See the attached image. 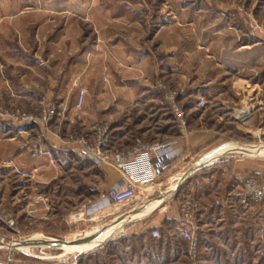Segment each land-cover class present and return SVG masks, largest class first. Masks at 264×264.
<instances>
[{"label":"rangeland","instance_id":"rangeland-1","mask_svg":"<svg viewBox=\"0 0 264 264\" xmlns=\"http://www.w3.org/2000/svg\"><path fill=\"white\" fill-rule=\"evenodd\" d=\"M45 1L0 0L19 3L15 12L26 15ZM80 1L84 7L86 35L93 28L91 17L98 21H122L131 29L133 42L138 46L140 40L142 46L152 52V67L159 63L160 70L166 69L164 61L167 59L169 74L164 70L162 76L151 73L147 79L135 80L132 84H103L100 95L96 86L101 84H89L87 92L85 84H79L75 78L72 85L77 90L78 87L86 90L80 120L84 118L88 128L83 129L80 123V133L71 132L65 138L61 108L46 97L48 84L36 85L39 101L36 104H13L7 94L11 93L12 84L1 87L0 111L19 110L39 115L46 106H54L53 118L47 124L38 123L41 129L36 140L44 141L51 134L64 145L52 147L53 163L60 174L54 177L50 192L47 190L46 205L43 186L34 188L29 176L14 181L11 172L5 178L0 172V241L3 245L0 256L3 259L11 256L7 264H264V211L261 207L245 211L235 201L223 207L214 205L230 189L239 188L245 177L254 174L264 177V151L256 152L258 146L264 147V84L251 82L259 67L257 60L264 59V10L253 7L252 0ZM37 12L61 14L59 10L38 9ZM248 18L256 21L258 29L249 27ZM122 36L128 38V32L125 30ZM242 44H253L245 49L249 50L245 62L239 61L236 53ZM163 51L170 55L164 56ZM242 64H245L244 69ZM2 73L11 83L12 69ZM247 76L251 79H246ZM120 80L118 78L122 83ZM159 82L183 90L177 97L187 113L183 131L165 98L166 88ZM69 95L70 90H67L64 96L68 104ZM201 98L205 106L196 107ZM189 107L193 108L191 112ZM242 107L250 108V116L245 121L235 118L236 110ZM200 113L201 120L215 122L224 133L213 147L189 160L193 165L189 162L187 166L213 158L209 163L191 172L179 185L180 174L162 176L141 187L132 200L89 213L88 205L97 197V189L107 188L104 174L99 166L77 156L71 139L92 138L98 125H106L110 132V149L127 151L137 139L144 143L173 140L196 126L194 121L190 122L191 116ZM0 120L23 126L1 116ZM41 133L45 137L39 138ZM215 151L221 154L212 157ZM237 172L241 178L235 177ZM184 198L196 201L200 207L196 258L189 255L187 242L174 230L177 206ZM154 200L161 202L143 215L147 207H153ZM115 226L119 228L102 235ZM152 228L158 229V237H151ZM39 234L40 238L34 239L33 236ZM89 236L92 238L86 242L95 241L92 246L81 251H65L66 245L75 244L68 242ZM50 239L59 242H45ZM15 242L31 245L20 249ZM11 243L12 255L6 248L11 249Z\"/></svg>","mask_w":264,"mask_h":264},{"label":"crops","instance_id":"crops-1","mask_svg":"<svg viewBox=\"0 0 264 264\" xmlns=\"http://www.w3.org/2000/svg\"><path fill=\"white\" fill-rule=\"evenodd\" d=\"M251 2L259 11L264 10V0ZM19 5L17 2H0V89L4 84H12L11 93L7 92L8 100L19 105L36 104L39 102L36 85L48 84L46 88L49 93L46 97L56 101L61 108L60 117L65 127V133H62L64 138L71 132L80 133V123L83 129L88 128L85 119L80 120V108L74 106L77 87L72 85V81L75 78H78L79 84H85L87 92L90 90L89 84H101L96 86V89H99L97 94L100 95L104 90L103 84H132L135 80L147 79L151 73L155 76L161 75L164 70L165 74H169L167 59L164 61L166 69L160 70L159 63L154 64L153 68L150 61L152 52L143 47L140 40L138 46L133 42L129 32L131 29L122 21H98L91 17L93 28L91 33L86 35V22L82 16L84 7L80 0H47L44 4L38 3V6H34L36 10L27 15L15 12ZM38 9L59 10L61 14L42 15L37 12ZM125 30L128 32V38L122 36ZM251 45L242 44L237 48L239 61L245 62L246 54L249 53V50L245 49H249ZM163 55L170 53L163 51ZM256 65L259 67L254 72L255 78L247 76L246 79H251L252 84H264V59L257 60ZM240 66L239 64L238 67ZM242 67L244 69L245 64H242ZM8 68H11L14 74L11 83L7 78L8 81H4L6 79L2 73ZM118 78L123 82H118ZM67 90H70L69 104L64 96ZM2 98L0 95V103ZM195 106L198 107L197 103ZM192 109L189 107L188 110L191 112ZM201 117V113L196 117L191 116L190 122L194 121L196 126L173 138L174 148L180 150V156L172 161L163 176L183 174L185 168H190L187 166L189 162L193 165L189 160L215 144L223 135L224 130L221 131L219 125L215 122H205ZM40 129V124L15 126L0 120V172L4 178L11 172L14 181L21 179V176H29L32 183L34 182V188L43 186L46 205L47 190L50 192L54 177L60 174L53 163L52 147L64 144L51 134L44 141L38 142L36 134ZM236 144L239 145L238 141ZM99 168L103 171L106 187L119 180L120 175L115 169L102 166ZM240 176L239 172L235 174L237 178H241ZM107 211L110 213L111 209ZM148 211L147 207L143 215ZM44 216H47L46 212ZM40 236L39 234L33 237L36 239L35 237Z\"/></svg>","mask_w":264,"mask_h":264},{"label":"built area","instance_id":"built-area-1","mask_svg":"<svg viewBox=\"0 0 264 264\" xmlns=\"http://www.w3.org/2000/svg\"><path fill=\"white\" fill-rule=\"evenodd\" d=\"M240 11L241 7L238 8ZM248 25L251 29H258L256 21L248 18ZM160 85L161 82H159ZM77 85V84H75ZM165 98L168 100L171 112L173 113L179 128L183 131L187 124V113L185 107L177 101V97L183 92L181 89L169 88L165 85ZM86 90L78 87L75 107L81 108L84 104ZM205 100L199 99L198 107L205 106ZM55 114L54 106H46L39 115L20 112L0 111V116L4 119L16 122L19 125H30L34 123L47 124ZM250 116V108L242 107L235 112V118L245 121ZM110 132L106 125H98L92 138L85 136L71 139V143L77 156L88 160L97 166L109 165L120 175L119 180L107 188L99 190L95 201L88 205L89 213L104 210L111 205L132 200L140 188L152 184L162 177L169 168L172 161L180 156V150L174 148L173 140L137 142L127 151H117L110 149ZM45 137L44 133L39 138ZM182 175V174H181ZM230 201H235L242 210H250L254 206H259L264 211V177L247 176L242 180L239 188L233 189L220 201L216 200L214 205L225 206ZM84 213V212H83ZM199 217L200 207L192 199H181L177 206L174 230L188 244V253L192 258H196L199 245ZM13 224L12 221L9 222ZM153 238L159 236L157 228L150 230ZM13 241H17L12 239ZM8 244V243H7ZM0 241V249L2 248ZM9 254L14 248L7 247ZM11 256L3 259L0 256V264H7Z\"/></svg>","mask_w":264,"mask_h":264},{"label":"bare ground","instance_id":"bare-ground-1","mask_svg":"<svg viewBox=\"0 0 264 264\" xmlns=\"http://www.w3.org/2000/svg\"><path fill=\"white\" fill-rule=\"evenodd\" d=\"M260 150H262V151H264V147L263 146H258L257 148H256V152H258V151H260ZM217 154H221V152H217V151H215L214 153H212L211 154V156L212 157H215ZM213 159V158H212ZM210 157L209 158H207V159H204V160H202L201 162H199L198 164H206V163H209L211 160H212ZM197 165V164H196ZM195 165V166H196ZM177 179V178H176ZM179 182H180V180H179ZM179 182H178V184H179ZM161 202V200H154L153 201V207L152 208H150L149 209V211H151L158 203H160ZM148 211V212H149ZM119 227H117V226H115V227H113L112 229H108V230H106L102 235H108V234H111L112 232H113V230H115V229H118ZM95 242V241H94ZM94 242H92V243H89V242H86V241H84V242H80V243H78V244H73V245H66L64 248H65V251H81L82 249H84V248H87V247H89V246H92L93 244H94ZM16 243V246H18L20 249H27V248H29V246L31 245H29V244H20V243H17V242H15ZM11 248L13 247L12 246V243L9 245ZM62 247V246H61ZM22 251V250H21Z\"/></svg>","mask_w":264,"mask_h":264},{"label":"water","instance_id":"water-1","mask_svg":"<svg viewBox=\"0 0 264 264\" xmlns=\"http://www.w3.org/2000/svg\"><path fill=\"white\" fill-rule=\"evenodd\" d=\"M204 165V164H197L196 166H192L190 168H188L186 171L183 172V174L181 175L180 177V182L179 184L188 177V175L191 173V172H194L196 171L197 169L201 168V166ZM178 184V185H179ZM129 215V213L127 214ZM121 219H119L118 221H120ZM117 221V222H118ZM92 237L89 236V237H83V238H78V239H74L72 240L71 242H68V243H80V242H84V241H88L90 240ZM45 242H48V243H53V242H59L58 239H50V240H45Z\"/></svg>","mask_w":264,"mask_h":264},{"label":"trees","instance_id":"trees-1","mask_svg":"<svg viewBox=\"0 0 264 264\" xmlns=\"http://www.w3.org/2000/svg\"><path fill=\"white\" fill-rule=\"evenodd\" d=\"M254 176H255V174H254ZM258 177V176H257Z\"/></svg>","mask_w":264,"mask_h":264}]
</instances>
